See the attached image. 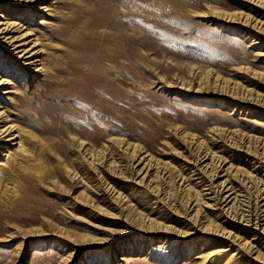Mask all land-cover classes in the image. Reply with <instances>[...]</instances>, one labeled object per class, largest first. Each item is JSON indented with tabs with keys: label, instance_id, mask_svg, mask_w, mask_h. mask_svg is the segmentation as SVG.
Here are the masks:
<instances>
[{
	"label": "rangeland",
	"instance_id": "1",
	"mask_svg": "<svg viewBox=\"0 0 264 264\" xmlns=\"http://www.w3.org/2000/svg\"><path fill=\"white\" fill-rule=\"evenodd\" d=\"M34 3L49 9L0 1L35 31L44 66L35 73L0 49L10 81L0 91H11L0 103L26 150L16 165L18 152L6 159L9 144L0 148V264H198L194 256L226 246L221 211L188 215L194 189L175 191L172 207L151 187L162 168L178 184L193 179L189 160L212 151L231 175L264 181V32L241 26L245 13L262 23L264 13L250 0ZM120 142L148 155L146 180ZM255 233L236 232L247 241ZM223 257L254 264L237 248Z\"/></svg>",
	"mask_w": 264,
	"mask_h": 264
},
{
	"label": "bare ground",
	"instance_id": "2",
	"mask_svg": "<svg viewBox=\"0 0 264 264\" xmlns=\"http://www.w3.org/2000/svg\"><path fill=\"white\" fill-rule=\"evenodd\" d=\"M0 1L9 2L12 5H18V6L25 5L27 6L28 10L39 11L42 14H45L49 9L47 6H43V5H40L38 6V8H36L34 5L35 4L34 2L36 0H0ZM250 2H252V4L258 7L259 10L257 12H259L260 14L264 13V0H250ZM13 9L17 10V13L20 14L19 8L15 7ZM7 10L9 9H5L6 12ZM5 11L2 7L0 8V49H2L4 53L8 54V56L14 58L18 63H22V65H24L28 69H33L34 70L33 72L41 73L44 70L43 59H42L43 49H42V45L40 44L39 38L36 36L35 31L29 28V26L27 25L28 21L24 22L23 19L21 20L19 18L13 19L7 17L9 16L12 10L7 14H5ZM235 15L236 14H232V13L229 14L227 12L222 13V20L224 22L233 23L235 21L233 20L235 19L234 18ZM241 15L243 14L240 13L237 16H239L240 18ZM241 17L243 19V21L241 22V26L243 27L244 31L247 34L251 33V31L256 33L260 31L264 32V23L256 19L257 17L252 20L253 17L251 18L250 13L249 14L245 13ZM25 18H27V16H25ZM44 23H45L44 17L39 18L37 24L42 25ZM254 44H258V42L255 41ZM8 84H10V81L0 77V86H5ZM3 89L4 90L0 91V97L11 93L10 90H7L8 88H3ZM247 97L249 98V95ZM228 134H230L229 137L231 138L236 135L235 130L228 132L227 135ZM250 136L252 137V134ZM247 139H248L247 146L245 147H247L248 149L251 143L250 140L251 138L248 137ZM197 143L199 145L202 142L199 141ZM262 143H264V140ZM4 144H9L10 147L6 150L7 155L5 154L1 155L2 158L4 156L6 157V159H9L11 155H15V153L18 152V156H16L18 158L15 159L14 161L16 165H20V161L26 156V150L22 144L21 132L18 130L17 125L11 119V115H9L6 112V109L0 103V148H3L2 146ZM120 144H122V146H125L123 150L130 157V163L128 164L131 166L132 170H135L134 171L135 177L140 178L141 176L140 181L146 180L148 178L147 167H150L149 163L151 162L150 158L149 159L146 158L148 155H142V152H140V150H138L135 147L130 148L129 145L124 142H120ZM262 148H264L263 145L261 146L260 148L261 152L258 155L263 157L264 149ZM192 151L194 150L192 149ZM215 155L216 153L213 151L205 152V153L196 152L195 158L193 156L194 159L193 160L190 159L191 161L189 160L188 162L189 164H192V169L190 172H191V176H194L192 177L193 179H190L189 177L186 178L180 177L181 179L180 178L179 179L181 180V182L179 184L177 181L178 177L175 179V177L172 176L171 173H169L166 170V168L165 169L162 168L163 171L162 169L156 170V174L154 176L155 184L153 185V187H151V189L162 196L160 199H163L164 201L165 200L167 201V199L173 200V202L171 201V203H169L172 207L177 205L175 204V200L172 199L173 197H175L174 194L175 191H179L186 187L188 189H194L193 193L195 194L193 195V198L190 199V201L186 204L187 205L186 211L188 215H190V218L193 216V212L195 215L201 209H209L210 207L221 211V214L224 215L223 216V218H225L224 223L229 225L231 227V230L225 231L222 229L223 231L218 235L222 236V238L227 240L228 242L226 243L227 245L215 250L210 255L201 253L200 255L194 256L193 259L199 260L198 264H207V263L231 264L232 261H229L231 257H223V255L224 252H227L228 250H231L233 248L240 249L241 252H243V254L247 255L248 257L254 256V258H252L254 264H264V253H262L259 250L261 243L260 241H262V244L264 246V181L263 179H258L254 181L250 180L251 172H248L246 174L247 177L245 176L244 178H242L239 175L238 178L236 173L238 169L233 173V175H231L233 171L230 170L231 165L224 168L225 166L223 164L224 162L222 163V160L220 158H216ZM86 156H87L86 158L87 162L93 164L95 161V154L93 152L88 151L86 153ZM186 159L184 161L187 163ZM260 163L261 162L255 164L254 169L252 171L258 169L259 167H262L260 166ZM166 164L163 163V165ZM6 165L7 162H5V159L4 160L1 159L0 167L2 168L0 169L3 170V167ZM140 165H142V168L137 169ZM221 172H223L224 174L219 176V173ZM211 176L213 181L212 180L210 181L208 179L209 177L211 179ZM189 179L192 180V182H188ZM195 221L200 222L201 220L195 219L194 222ZM207 227L208 225H206L205 228L203 227L204 228L203 230L206 231ZM232 230H235L236 232L254 231L256 233L254 234V237L250 241H247L245 239H241L240 235L236 234V232H233ZM208 232L209 231H207V233ZM235 254H237L235 256L240 257L239 253H235ZM119 260L124 262L125 260H127V257L121 256Z\"/></svg>",
	"mask_w": 264,
	"mask_h": 264
}]
</instances>
